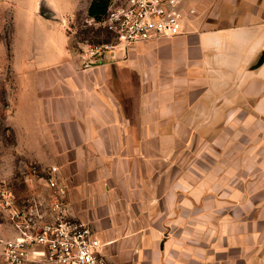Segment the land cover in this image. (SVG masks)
<instances>
[{"label":"crops","instance_id":"0c3cea01","mask_svg":"<svg viewBox=\"0 0 264 264\" xmlns=\"http://www.w3.org/2000/svg\"><path fill=\"white\" fill-rule=\"evenodd\" d=\"M186 4L179 35L94 58L48 34L57 57L30 62L23 98L51 147L42 170L59 167L71 216L99 232L111 264H264V188L214 159L200 173L193 146L200 126L208 134L230 117L234 95L253 97L264 118V0ZM35 181L48 199L47 181Z\"/></svg>","mask_w":264,"mask_h":264},{"label":"rangeland","instance_id":"374dc122","mask_svg":"<svg viewBox=\"0 0 264 264\" xmlns=\"http://www.w3.org/2000/svg\"><path fill=\"white\" fill-rule=\"evenodd\" d=\"M91 2L0 0V187L12 189L19 197L36 195L40 187L35 180L40 178L34 175V166L42 170L46 162L40 161V155L51 153L40 129H31L37 122H32L31 110L26 107L28 102L23 100L27 97L26 90L32 89V84L29 87L25 83V72L29 78L32 72H37L30 62L37 65L35 62L39 59L42 66L55 60L53 39L48 37L52 30L66 33L70 48L79 55L90 44L118 43L111 32L89 15ZM30 31L38 32L37 39L43 40L40 41L42 51L32 45ZM233 99L230 117L208 134L207 128L200 126L202 132L193 137L200 173H205L206 163L214 159L216 168L217 162L221 167L222 163H228L230 174L246 177L248 188H264V118L256 115L253 97L248 96L242 103L237 101L238 96L234 95ZM216 122L218 125V119ZM191 154L190 148L187 149L184 158L189 159ZM236 184L237 179L232 176V188ZM2 220L10 224L8 218ZM7 237L10 234L0 223V255L2 239ZM0 264H5L1 256Z\"/></svg>","mask_w":264,"mask_h":264},{"label":"built area","instance_id":"2783aa9c","mask_svg":"<svg viewBox=\"0 0 264 264\" xmlns=\"http://www.w3.org/2000/svg\"><path fill=\"white\" fill-rule=\"evenodd\" d=\"M186 0H109L105 15L95 22L105 27L118 43L134 45L171 38L181 33L188 11ZM190 9V12H194ZM115 44H90L89 58L104 54ZM59 167L34 166V175L47 181L48 199L38 195L19 197L0 187V219L8 218L16 231L2 239L5 264H111L99 232L71 216L68 185L58 176ZM1 222V221H0Z\"/></svg>","mask_w":264,"mask_h":264},{"label":"trees","instance_id":"16d2710c","mask_svg":"<svg viewBox=\"0 0 264 264\" xmlns=\"http://www.w3.org/2000/svg\"><path fill=\"white\" fill-rule=\"evenodd\" d=\"M109 0H92L88 13L96 20H100L107 12Z\"/></svg>","mask_w":264,"mask_h":264},{"label":"water","instance_id":"95a60500","mask_svg":"<svg viewBox=\"0 0 264 264\" xmlns=\"http://www.w3.org/2000/svg\"><path fill=\"white\" fill-rule=\"evenodd\" d=\"M263 62H264V53H263V55L261 56V58H260V60H259V62H258L257 65H261Z\"/></svg>","mask_w":264,"mask_h":264}]
</instances>
